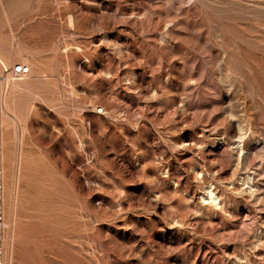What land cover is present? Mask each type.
I'll list each match as a JSON object with an SVG mask.
<instances>
[{"label": "rangeland", "instance_id": "rangeland-1", "mask_svg": "<svg viewBox=\"0 0 264 264\" xmlns=\"http://www.w3.org/2000/svg\"><path fill=\"white\" fill-rule=\"evenodd\" d=\"M0 57L5 264H264V0H0Z\"/></svg>", "mask_w": 264, "mask_h": 264}, {"label": "built area", "instance_id": "built-area-1", "mask_svg": "<svg viewBox=\"0 0 264 264\" xmlns=\"http://www.w3.org/2000/svg\"><path fill=\"white\" fill-rule=\"evenodd\" d=\"M19 68L15 71L19 76H25L30 72L27 67L18 66ZM5 79L0 76V264H5L4 261V238L6 231L5 221V158H4V141H3V112L5 106Z\"/></svg>", "mask_w": 264, "mask_h": 264}, {"label": "bare ground", "instance_id": "bare-ground-1", "mask_svg": "<svg viewBox=\"0 0 264 264\" xmlns=\"http://www.w3.org/2000/svg\"><path fill=\"white\" fill-rule=\"evenodd\" d=\"M0 63H4V61H3V59L0 57ZM210 198H213L214 196H213V194H212V192H210V196H209Z\"/></svg>", "mask_w": 264, "mask_h": 264}]
</instances>
